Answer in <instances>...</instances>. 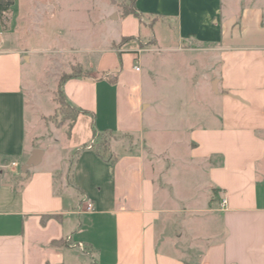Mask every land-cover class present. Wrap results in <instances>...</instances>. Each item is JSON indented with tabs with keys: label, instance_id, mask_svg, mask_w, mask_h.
<instances>
[{
	"label": "crops",
	"instance_id": "1",
	"mask_svg": "<svg viewBox=\"0 0 264 264\" xmlns=\"http://www.w3.org/2000/svg\"><path fill=\"white\" fill-rule=\"evenodd\" d=\"M24 1L0 17V264H264V0H112L100 22ZM50 53L53 86L28 66ZM64 63L81 111L57 124Z\"/></svg>",
	"mask_w": 264,
	"mask_h": 264
},
{
	"label": "rangeland",
	"instance_id": "2",
	"mask_svg": "<svg viewBox=\"0 0 264 264\" xmlns=\"http://www.w3.org/2000/svg\"><path fill=\"white\" fill-rule=\"evenodd\" d=\"M30 2V0H25L24 1V4H28ZM125 2V0H124ZM125 4V3H123ZM113 5V1L112 0H67V1H64L63 2V5L61 6V10L63 12H66V10L69 11V8L71 6L73 7H78V11L77 9H74L75 11V16L73 17V20L75 21L78 16V12H81V11H89V19L90 20H96L97 22H100L102 17H108V13H106V9H108L110 6ZM126 6V9H129L131 8V0H128L127 1V4L125 5ZM64 20V18H61V24H60V29H62L63 31H65V28H66V21L65 22H62ZM72 20V21H73ZM49 33H47L48 35ZM95 35H97V33L95 32ZM38 36L35 35V33H32L30 36L26 37L25 38V42H30L29 46L31 44H35L37 46V44H39V40L37 38ZM51 55L53 54H45V55H37V54H34L33 55V64L32 65H28L32 70L33 72L35 73V75L38 76V78H40V76L42 78H44L43 76H47V74L49 75V78L51 79L50 82L52 83L51 85L53 86V73H54V69H53V65L54 64V61L51 59ZM68 63H64V66H68L67 65ZM67 71H63L61 77L64 75V74H70L72 73L74 70H77L78 68H76V65H74L71 68H68L67 67ZM57 73V72H56ZM56 75H60L59 74H56ZM48 78V80H49ZM167 79L169 80L170 78L167 77ZM172 81L169 82V84L171 83ZM60 83V82H59ZM49 86L50 88L52 86ZM173 85V84H171ZM200 85H201V91L203 92V94L206 93V95H208L207 93L209 92V82H200ZM194 86V85H193ZM193 88V87H192ZM197 88H200L197 87ZM58 93V92H57ZM71 111L63 106L62 108L60 107L59 105V109H58V112L55 116H53L54 120L56 121L57 124H61V123H65V122H68L70 121V117H71ZM112 141V136L109 134H102L100 136V143L104 144L105 147H103L102 149L104 150H107L110 146V142Z\"/></svg>",
	"mask_w": 264,
	"mask_h": 264
},
{
	"label": "trees",
	"instance_id": "3",
	"mask_svg": "<svg viewBox=\"0 0 264 264\" xmlns=\"http://www.w3.org/2000/svg\"><path fill=\"white\" fill-rule=\"evenodd\" d=\"M15 1L16 0H0V17H2L5 12H9L10 11V9L14 5ZM134 1L135 0H131V6L134 3ZM127 10L128 11H133L136 14L134 9H132V8H129ZM77 72H78L77 70H74L72 73L64 74L62 76L60 84H59V90H58V93H57V101H58L60 107L62 108L63 106H65L71 111V114H70L71 115V117H70L71 120L75 119L77 113L80 112L81 110L74 109L67 103V101L65 100V97H64V92L62 90V83L67 77L71 76L72 74H76ZM103 147H105V145L99 142L97 148L98 149H102Z\"/></svg>",
	"mask_w": 264,
	"mask_h": 264
},
{
	"label": "built area",
	"instance_id": "4",
	"mask_svg": "<svg viewBox=\"0 0 264 264\" xmlns=\"http://www.w3.org/2000/svg\"><path fill=\"white\" fill-rule=\"evenodd\" d=\"M136 69L137 70H140V67L139 66H136ZM93 143L91 144V147L93 146ZM227 203H228L227 198L226 197H223L222 200H221L222 208H225L227 206ZM94 209H95L94 203L92 201L87 200L85 202V209H84L85 212H92V211H94ZM80 212H82V211L80 210ZM78 245L80 247H82V248L84 247V244L82 242H79Z\"/></svg>",
	"mask_w": 264,
	"mask_h": 264
},
{
	"label": "water",
	"instance_id": "5",
	"mask_svg": "<svg viewBox=\"0 0 264 264\" xmlns=\"http://www.w3.org/2000/svg\"><path fill=\"white\" fill-rule=\"evenodd\" d=\"M39 154H40V151H38V150L34 152V156H33V159H32L30 164H32V163L37 161V159L39 157Z\"/></svg>",
	"mask_w": 264,
	"mask_h": 264
}]
</instances>
